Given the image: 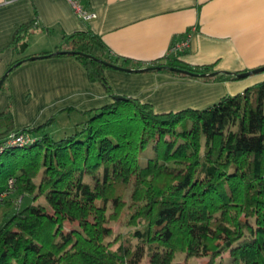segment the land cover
Instances as JSON below:
<instances>
[{"label":"trees","instance_id":"16d2710c","mask_svg":"<svg viewBox=\"0 0 264 264\" xmlns=\"http://www.w3.org/2000/svg\"><path fill=\"white\" fill-rule=\"evenodd\" d=\"M37 26L35 19L21 24L9 46L18 51ZM56 50L66 52L52 56H73L111 100L78 110L82 118L57 137L55 114L17 126L9 93L0 110V140L10 132L31 140L0 153V193L7 190L0 198V264H139L143 257L171 264L176 250L207 255L206 264L223 253L235 264H264V78L203 108L155 111L132 96L114 98L105 69L148 67L143 70L206 81L240 79L243 70L202 75L213 71L212 63L190 64L178 52L141 64L114 54L89 27L63 33ZM148 147L152 153L142 164ZM130 184L136 208L129 222L138 226L112 246L107 217L121 210ZM24 194L29 198L22 203ZM67 218L78 227L64 231Z\"/></svg>","mask_w":264,"mask_h":264},{"label":"crops","instance_id":"0c3cea01","mask_svg":"<svg viewBox=\"0 0 264 264\" xmlns=\"http://www.w3.org/2000/svg\"><path fill=\"white\" fill-rule=\"evenodd\" d=\"M78 1L95 16L81 18L69 0H0V76L13 59L52 52L63 33L86 27L98 33L114 54L141 64L168 58L173 54L171 44L186 36L188 45L176 53L181 61L212 63L213 71L264 64V0ZM33 19L38 26L23 41V50L14 51L9 46L14 31ZM104 73L115 94L148 102L155 111L203 108L264 78L262 71L222 81L151 70L106 68ZM1 85L0 110L10 93L12 116L19 127L39 124L55 114L58 126L71 130L82 118L78 110L111 100L69 55L26 59L7 73ZM68 106L75 109L62 110Z\"/></svg>","mask_w":264,"mask_h":264},{"label":"rangeland","instance_id":"374dc122","mask_svg":"<svg viewBox=\"0 0 264 264\" xmlns=\"http://www.w3.org/2000/svg\"><path fill=\"white\" fill-rule=\"evenodd\" d=\"M37 105L39 106V104ZM63 131H67V130L65 128L59 127V130L54 131V133L56 134L55 136L57 137L61 136V134L64 133ZM151 153L152 150L150 147H148L143 154L142 164H144L145 158L151 155ZM170 167L173 169V171H180V167L174 163H171ZM39 174L35 178L36 182L39 180ZM132 189H133V185L131 184L128 185V187L126 188L123 195V205L121 210L118 212V214L115 217H107L106 224L111 228V234L108 237V239L114 240L112 246H115L117 244L119 235L132 231L135 227L138 226L137 224H131L129 222V217L136 208V203L131 198ZM28 198L29 195L24 194L22 203H24V201ZM37 201L42 202V204L46 206L47 211L51 213V208L44 203L41 197H38ZM110 212H111V208L108 207V209L106 210V216H108ZM77 227L78 225L76 219L67 218L64 221L63 224L64 231H68L72 228H77ZM133 241H135V239H133ZM206 261H207V255L185 257V253L183 251L176 250L172 258L171 264H206ZM139 264H148L147 257H143ZM214 264H235V263L228 253H223L221 256L216 258Z\"/></svg>","mask_w":264,"mask_h":264},{"label":"built area","instance_id":"2783aa9c","mask_svg":"<svg viewBox=\"0 0 264 264\" xmlns=\"http://www.w3.org/2000/svg\"><path fill=\"white\" fill-rule=\"evenodd\" d=\"M69 2L74 12L81 18L87 20L95 16V12L84 8L78 0H69ZM187 45H188V37L186 36L185 38L181 40L173 42L169 48V51L177 52L181 50L182 48L186 47ZM30 140L31 138L25 133L10 132L4 138L0 140V153H3L5 150L9 148L23 147L26 144H28ZM12 185H13V179L9 178L7 182V189L8 190L11 189ZM6 192L7 190L0 193V198L4 196Z\"/></svg>","mask_w":264,"mask_h":264},{"label":"water","instance_id":"95a60500","mask_svg":"<svg viewBox=\"0 0 264 264\" xmlns=\"http://www.w3.org/2000/svg\"><path fill=\"white\" fill-rule=\"evenodd\" d=\"M25 45H26V42L20 43L19 49L22 51ZM62 52H66V50H56V51L48 52V53H45V54L31 55V56H28L26 58H22V59L18 60L13 65H16V64H18L21 61L26 60V59H33V58H36V57L52 56L55 53H62ZM104 63L106 64V62H104ZM143 69H148V67H144V68H141V69H133L132 71H140V70H143ZM170 69L178 71V72H182V73H185V74H192V72H190L189 70L181 68V67H178V66H170ZM126 70L131 71L130 69H126ZM261 71H264V64L260 65V66H256V67L250 68V69H247V70L240 71V72H238V76L239 77H246V76H248L250 74L261 72ZM215 72L216 71H211V72H208V73H203L202 75H207V74L208 75H213ZM7 73H8V70H5V72L0 76V86H1L2 81H3V79H4V77L6 76ZM113 97L114 98H122L123 95L114 94Z\"/></svg>","mask_w":264,"mask_h":264}]
</instances>
